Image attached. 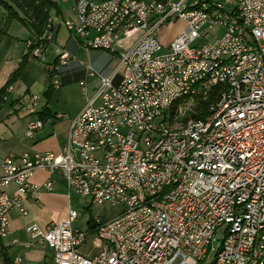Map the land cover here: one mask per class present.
Here are the masks:
<instances>
[{
	"label": "built area",
	"instance_id": "1",
	"mask_svg": "<svg viewBox=\"0 0 264 264\" xmlns=\"http://www.w3.org/2000/svg\"><path fill=\"white\" fill-rule=\"evenodd\" d=\"M188 1H73L70 36L117 63L109 76L90 68L97 86L58 152L0 155V238L11 209L26 214L29 178L41 168L47 190L56 175L69 199L123 206L85 230L71 204L60 221L25 225L21 244L47 248L55 264H264V0ZM176 22L183 28L162 44L161 29ZM213 27L222 33L210 41ZM70 58L56 52L54 87ZM37 102L28 93L19 109L36 115ZM42 126L29 118L24 137Z\"/></svg>",
	"mask_w": 264,
	"mask_h": 264
},
{
	"label": "crops",
	"instance_id": "2",
	"mask_svg": "<svg viewBox=\"0 0 264 264\" xmlns=\"http://www.w3.org/2000/svg\"><path fill=\"white\" fill-rule=\"evenodd\" d=\"M57 4L58 12L55 9L50 10L49 19L53 25L57 27V33L53 42L49 43L40 54L36 55L31 53L25 58V64L21 69L20 73L14 78L12 82V90L7 94L6 99L3 104L7 102V106L10 107L5 113V118L8 121L15 120L14 117L11 118L12 114H18L19 109L17 104L19 100L26 94H36L38 96V102L36 104V113L41 110H47L48 115L43 121V126L36 132L33 138H26V143H24V152L27 151H52L58 152L62 145L57 136L55 135V128L57 129V121H61V124L65 127V134H67L71 120L80 111V108H75L70 112L67 109L66 114L61 113L57 110L58 104H54L53 100L57 94H63L66 89H68L72 84L71 80L73 76L83 75L82 67L79 64L86 65V75L84 74L80 79L88 85L90 82L94 81V78L89 74V70L94 68H101L103 62L108 61L109 53L106 50H95L101 51L96 55L94 50H89L83 47L80 42L70 36L69 31L64 26V22L67 20L76 21V16L72 9L74 0H53ZM7 13L0 6V89L4 87L10 80L12 74L19 67L23 56L27 53L28 42L31 40L30 31L23 26V29H14L13 22H9L7 26H4ZM13 27V29H12ZM16 30V31H15ZM179 32L177 30L176 34ZM128 41H123V44H127ZM51 49L53 52V61L45 63L43 66L44 72L46 74H41L37 78H30V76L25 72V66L30 62L31 59H40L45 61L48 51ZM60 49L67 51L71 58L68 64L58 67V79L59 86H52V78L47 73L50 68L56 63V52ZM110 52V51H109ZM113 53V52H111ZM115 54V53H114ZM115 67L117 63V58L114 59ZM105 71L109 68L104 66ZM114 68L109 71L108 75L112 74ZM85 72V71H84ZM78 79V80H80ZM79 82V81H78ZM80 83H77L79 85ZM51 86V88H50ZM48 89V90H47ZM50 89V90H49ZM47 90V92H46ZM46 92V93H45ZM2 104V105H3ZM66 105V104H65ZM2 109V106H1ZM0 109V111H1ZM37 115H23V117L29 118L35 117ZM0 120V122H2ZM64 134V133H63ZM62 135V133H61ZM0 136H6L5 132L0 133ZM0 144V155H3L4 148L2 143ZM12 153V152H9ZM14 154V153H13ZM49 178V174L45 169H36L32 172L29 181L31 185H35L32 193L26 199L24 206L26 209V214L19 213L16 209H11L8 212V218L10 222L8 234L0 238V264L7 262L14 255L20 254L22 257V264H39L49 262V264H55L51 252L45 247H35V246H24L21 243L27 240V235L23 227L30 223H36L39 226H44L48 222H57L64 219L67 215L68 205L71 204V198L69 199L66 194L64 180L60 176H52L53 187L51 190H47L43 183ZM55 188V189H54ZM57 189V190H56ZM56 190V191H55ZM60 205V213L55 215L53 219L49 220L45 214L49 213L50 208L55 205ZM17 239L20 241L18 244H13L11 241Z\"/></svg>",
	"mask_w": 264,
	"mask_h": 264
},
{
	"label": "rangeland",
	"instance_id": "3",
	"mask_svg": "<svg viewBox=\"0 0 264 264\" xmlns=\"http://www.w3.org/2000/svg\"><path fill=\"white\" fill-rule=\"evenodd\" d=\"M192 0H189L188 2H190ZM14 25V29L16 28V30L19 29H23L22 25L20 24V22L16 21V20H12ZM183 28V24L181 22H176L173 25L170 26H164L160 33H159V38L160 41L162 42V44H168L172 38L176 35L177 30H181ZM13 29V27H12ZM15 30V31H16ZM207 39L212 41L214 40L216 37L220 36L222 33V28L221 27H213L211 29H207ZM125 45V44H123ZM91 50H99V49H91ZM96 55L98 53H100L101 51H95ZM109 59L108 61L103 62L101 68L97 69L94 68V72L95 74H99L101 76H107L109 71L112 70V66H114L113 64L115 63V61H113L114 59L117 58V54L111 53L109 52ZM53 61V52L51 51V49L48 51L47 53V57L45 59V61H42L40 59H31L30 62L27 64L28 66H25V72L27 74V76L29 75L30 78L33 77L37 78L39 77L41 74H46V72H44L43 70V66H45V63L48 62H52ZM80 67H82V72L86 75V65L84 64H79ZM106 65L107 68H109V70L107 69L105 71L104 66ZM85 71V72H84ZM80 74V73H79ZM78 76H73L74 78L71 80V84L72 86H70L68 89H66L64 91L63 94H57L53 100L54 104H58V108L57 110L61 113H65L67 109H69L70 112H73L72 110H74L75 108H80V110L82 109L83 105H85V102L87 100L88 97H90L93 94L94 89L97 86V81L94 78V81L90 82L88 85L84 82V88H86V92L84 95V91H83V87L82 85H77V83H79L78 81L82 80L80 79L83 75H79ZM80 79V80H78ZM66 104V105H65ZM7 102H5L2 105V109L0 111V120L5 118V113L10 110V107L7 106ZM17 107L19 109V105L17 104ZM67 107V109H66ZM19 113L18 114H12L11 118L14 117L15 120H11L8 121V119H5L4 121L2 120V122H0V133L3 134V132H5L6 136L3 139H5L4 143H2V147L4 148V152L5 154H8L9 152H12L16 155H20L23 153L24 150V143H26L27 140H25L26 138L24 137L25 131H26V123L28 121L27 117H23V115H26L24 111H22L21 109H19ZM13 119V118H12ZM63 120V119H62ZM61 120V121H62ZM61 121H57L56 126L57 129L55 128V135L57 136V138L61 141L63 138V141L61 142L60 145H62V147L64 146V143L66 141V135L65 134V127L64 125L61 124ZM62 133V135H61ZM64 133V134H63ZM63 137V138H62ZM4 154V153H3ZM55 189V188H54ZM57 190V189H56ZM55 190V191H56ZM71 207L73 208V210H76L78 217L74 222V226L79 227L81 229H86L87 227V221L88 219H92L94 221L98 220L99 222H104V221H108L112 218H114L115 216H117L118 214H120V212L123 210V206L121 205H108V204H104V205H97V204H92L90 203V199L86 198V197H77L75 195H72L71 197ZM51 210L49 211V213H46L45 216L51 220L54 218L55 215H58L60 213V205L58 204L53 207L50 208ZM216 238L219 240L221 238V232H217L216 234ZM214 241L213 245L215 247L218 246V242L219 241ZM89 244H86L84 247L80 248V251L83 253H87ZM90 249L92 251H95L96 248L90 246ZM39 264H49V262H45V263H39Z\"/></svg>",
	"mask_w": 264,
	"mask_h": 264
},
{
	"label": "trees",
	"instance_id": "4",
	"mask_svg": "<svg viewBox=\"0 0 264 264\" xmlns=\"http://www.w3.org/2000/svg\"><path fill=\"white\" fill-rule=\"evenodd\" d=\"M0 6L6 11L7 16L4 22V26H7L12 20L20 22L25 26L31 33V44L27 46V53L23 56L22 61L19 64L17 70L12 74L10 80L7 84L0 89V109L4 102L5 87L14 82V78L20 73L21 69L25 64V58L27 55L31 54L32 50L41 46L45 48L49 43L53 42L55 35L57 33V27L53 24H49V12L52 9H55L57 12V4L53 0H0ZM50 31L52 34V40L47 41L41 37L45 32ZM52 78L53 71L49 70L47 72ZM53 86V85H52ZM51 88V86H50ZM48 90V89H47ZM46 90V92H47ZM50 90V89H49ZM45 92V93H46ZM42 121L45 120V117L48 115L47 110H41L36 113ZM92 219H88L87 228L92 227Z\"/></svg>",
	"mask_w": 264,
	"mask_h": 264
}]
</instances>
